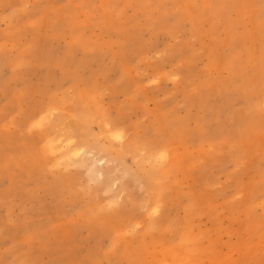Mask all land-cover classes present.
I'll use <instances>...</instances> for the list:
<instances>
[{"label":"rangeland","instance_id":"374dc122","mask_svg":"<svg viewBox=\"0 0 264 264\" xmlns=\"http://www.w3.org/2000/svg\"><path fill=\"white\" fill-rule=\"evenodd\" d=\"M0 264H264V0H0Z\"/></svg>","mask_w":264,"mask_h":264}]
</instances>
